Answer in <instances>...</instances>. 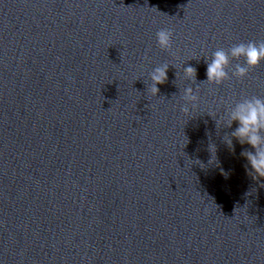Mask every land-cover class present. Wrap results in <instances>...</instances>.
<instances>
[{"label": "water", "instance_id": "water-1", "mask_svg": "<svg viewBox=\"0 0 264 264\" xmlns=\"http://www.w3.org/2000/svg\"><path fill=\"white\" fill-rule=\"evenodd\" d=\"M261 40L264 0H0V264H264V179L215 121L264 62L179 111L184 63Z\"/></svg>", "mask_w": 264, "mask_h": 264}, {"label": "clouds", "instance_id": "clouds-1", "mask_svg": "<svg viewBox=\"0 0 264 264\" xmlns=\"http://www.w3.org/2000/svg\"><path fill=\"white\" fill-rule=\"evenodd\" d=\"M156 43L162 49L171 51L173 45V31L169 28H161L155 33ZM206 64V79L197 81V68L188 65H182L183 78L190 82L184 88L179 104V111L185 116H191L198 108L200 97L197 85L203 83L221 85L231 76L237 79H243L248 76L251 69L264 62V40L247 41L233 44L230 48H217L210 56H202ZM243 60V63L239 61ZM232 61H237L230 69ZM170 64L163 63L157 65L147 73L148 91L151 96L157 97L160 93L158 85H162L168 80V69ZM150 81V83H149ZM195 84V88L192 85ZM190 120V119H189ZM216 127L219 123L221 127L232 128L235 122L236 127L230 133H225L223 142L230 151L235 152L233 139L241 146L248 145V148H242L240 156L246 161L244 168L253 180L264 179V96L252 95L241 96L239 100H234L225 109L222 116H218ZM220 127V128H221ZM210 158L207 164L199 159L195 161L202 169L215 166L220 169L221 175L227 177L228 173L221 167L217 156V146L215 143L208 144ZM250 195V193H245Z\"/></svg>", "mask_w": 264, "mask_h": 264}]
</instances>
